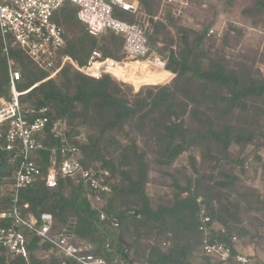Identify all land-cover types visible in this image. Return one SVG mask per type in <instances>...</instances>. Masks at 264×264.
<instances>
[{
    "label": "trees",
    "instance_id": "16d2710c",
    "mask_svg": "<svg viewBox=\"0 0 264 264\" xmlns=\"http://www.w3.org/2000/svg\"><path fill=\"white\" fill-rule=\"evenodd\" d=\"M139 2L152 23L149 43L162 42L172 47L175 43L164 36L167 27L152 20L160 0ZM76 10L72 4L65 3L56 12L54 21L64 28L62 55L82 66L97 47V39L88 35L77 20ZM244 13L252 21L263 17L261 22H264V0H252ZM114 15L132 22L130 16L118 10ZM207 31V28L194 32L178 27L176 49L170 47L165 71L149 69L144 63L113 67L111 72L115 77L138 83L134 85L136 88L141 84L156 85H144L134 94L129 87L110 76L95 80L69 64L55 78L42 82L47 73L38 69L20 48L11 47L9 58L21 75L16 89L24 92L31 88L20 97V102L33 109L47 107L75 129L84 131L86 141L81 147L82 165L103 167L118 177L104 208L109 220L118 221L116 230H109L107 221L98 220L82 187L69 179L59 180L54 189L37 181L21 190L18 203L22 216L38 217L41 213H49L54 221L53 232L68 227L78 240L94 243L98 253L108 238L109 256L111 251L125 256L123 235L128 232L138 239L140 230L146 235L169 231L176 239L181 233L190 235L200 242V252L202 235L197 231V199L201 197L212 220L210 187L206 186L202 191L204 182L196 179L193 187L181 189L187 193L185 198L179 195L172 206H158L153 210L145 192L150 163L169 168L182 154L194 149L201 163L208 165L206 169L211 173L218 171L221 179L216 185L228 189L231 177L225 171L227 166L235 163L229 147L244 148L253 143L258 135V117L252 113L259 108L258 105H264V78L256 76L259 72L251 65L233 63L222 55H210L202 48ZM122 46L121 37L107 33L99 49L103 57L119 60L123 58L119 55ZM171 73L174 77L170 83L157 86L166 83ZM0 98H9L8 64L2 54L1 42ZM188 161L197 174L196 158L188 155ZM40 162L45 172L46 154L42 155ZM13 172L9 155L0 148V212L10 207ZM134 211L137 217L132 215ZM9 226L10 220L0 219V228ZM223 230L224 233L211 235L210 241L228 242L233 229L225 225ZM237 234L241 235V231ZM193 247L188 242L177 244L173 241L167 251L153 247L144 260L148 264H200L192 262ZM26 248L29 264H61L65 260L35 235L28 237ZM0 264L26 262L21 258L9 259L0 249ZM201 264H208V261Z\"/></svg>",
    "mask_w": 264,
    "mask_h": 264
},
{
    "label": "built area",
    "instance_id": "2783aa9c",
    "mask_svg": "<svg viewBox=\"0 0 264 264\" xmlns=\"http://www.w3.org/2000/svg\"><path fill=\"white\" fill-rule=\"evenodd\" d=\"M193 0H160L153 21L167 23L184 21ZM76 7V18L86 28L88 35L98 38L112 32L123 39L121 60L103 57L98 49L89 55L85 65H78L70 57L62 55L65 46L64 28L54 21L56 12L65 4ZM118 10L132 17V22L115 17ZM150 17L139 0H0V42L2 54L6 57L9 75V98L0 99V148L9 155L14 167L11 177L10 207L0 212V219H8L11 226L0 228V249L9 259L21 258L29 264L26 245L28 237L35 235L50 245L55 254L64 258L61 264H148L145 260L132 263L130 251L123 246V254L111 251L109 243L97 252L92 242L78 240L68 227L53 232V217L41 213L38 217L22 216L19 207V193L37 181H43L54 189L59 180H72L80 185L87 202L100 222L107 221V227L116 230V219H108L104 212L108 197L113 194L116 179L103 167H84L81 163V147L86 133L75 129L69 122L56 116L47 107L29 108L20 102V97L31 90L19 92L16 84L20 73L13 68L9 58L11 47L20 48L41 71L47 73L42 81L53 79L69 64L83 75L98 80L110 76L112 68L130 63H144L154 70H166V59L158 56L150 47L148 29ZM221 31L208 29L206 38H219ZM120 81V80H119ZM36 86V85H35ZM47 155L45 172L40 159ZM197 231L202 235L200 256L208 264H260L251 253L242 252L235 235L228 242H212L215 233L206 205L197 199ZM224 233L223 229L217 231ZM164 246L168 243L163 242ZM67 261L69 263H67Z\"/></svg>",
    "mask_w": 264,
    "mask_h": 264
},
{
    "label": "rangeland",
    "instance_id": "374dc122",
    "mask_svg": "<svg viewBox=\"0 0 264 264\" xmlns=\"http://www.w3.org/2000/svg\"><path fill=\"white\" fill-rule=\"evenodd\" d=\"M251 4L252 0H193L184 21L167 19L166 24L162 23L167 27L164 36L177 45L178 27L194 32H199L203 28L221 31L219 38H207L202 44V48L207 50L210 55L225 56L228 61L233 63L251 65L254 71L259 72L256 76L260 75L264 78V22H261L263 17L255 18L252 21L245 15L244 10L250 8ZM131 19L133 20L132 17ZM149 24L148 36H151L153 33L151 21ZM107 33L113 34L112 32ZM107 33L95 38L97 47L94 49L101 52L99 47ZM175 44L170 47L176 49ZM150 47L158 56L167 58L170 49L168 45L162 42H150ZM119 55H123L122 50ZM171 76L166 83L157 86L170 83L174 74ZM119 80L116 81L129 87L133 94L144 85L156 86L141 84L142 86L136 88L134 85H138V83ZM258 107L252 113L258 117L257 138L244 148L235 145L229 147L231 159L235 160V163L227 166V171H225L231 177V186L228 189L216 185L221 179L218 171L215 170L211 173L206 169L208 165L201 163L198 152L193 149L188 154H182L169 168L150 163L149 181L145 192L151 209L155 210L158 206H172L177 196L180 195L181 198L187 196V193L181 189L193 187L195 180L200 179L204 182V185H201L202 191L206 190V186L211 188L208 189L212 199L210 207L214 213L212 219L214 235L218 234L217 231L223 229L225 225H228L233 229L231 235H235L239 240V248L246 253L254 254L259 263H264V105H258ZM188 155L194 156L197 160V174L188 161ZM114 177L118 181L116 174ZM239 231H241V235L237 234ZM138 234V239L128 232L123 235V245L128 247L132 263L142 262L153 247L160 251H167L173 241H176L177 244L188 242L194 246L191 253L193 263L201 264L203 260L199 252L200 242L196 241L195 237L181 233L176 239L169 231L146 235L140 230ZM163 242L168 244L164 246ZM106 243L110 245L108 238L105 240ZM103 248V246L99 248L101 254Z\"/></svg>",
    "mask_w": 264,
    "mask_h": 264
},
{
    "label": "crops",
    "instance_id": "0c3cea01",
    "mask_svg": "<svg viewBox=\"0 0 264 264\" xmlns=\"http://www.w3.org/2000/svg\"><path fill=\"white\" fill-rule=\"evenodd\" d=\"M142 63H138V64H131V65H133V66H139V65H141ZM126 65H129V64H126ZM168 73V72H167ZM170 74V73H169ZM172 75V74H171ZM172 77V76H171ZM241 250V249H240ZM242 251V250H241ZM242 252H244V251H242ZM252 254V253H251ZM254 255V254H253ZM255 258V257H254ZM256 259V258H255ZM257 261V260H256ZM258 262V261H257ZM259 263V262H258ZM260 264H264V263H260Z\"/></svg>",
    "mask_w": 264,
    "mask_h": 264
},
{
    "label": "water",
    "instance_id": "95a60500",
    "mask_svg": "<svg viewBox=\"0 0 264 264\" xmlns=\"http://www.w3.org/2000/svg\"><path fill=\"white\" fill-rule=\"evenodd\" d=\"M132 215H133L134 217H136V216H137V212H136V211L132 212Z\"/></svg>",
    "mask_w": 264,
    "mask_h": 264
},
{
    "label": "bare ground",
    "instance_id": "6f19581e",
    "mask_svg": "<svg viewBox=\"0 0 264 264\" xmlns=\"http://www.w3.org/2000/svg\"><path fill=\"white\" fill-rule=\"evenodd\" d=\"M160 71H165V70H160Z\"/></svg>",
    "mask_w": 264,
    "mask_h": 264
}]
</instances>
